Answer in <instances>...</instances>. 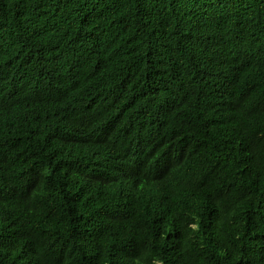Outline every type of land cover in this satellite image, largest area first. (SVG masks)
I'll use <instances>...</instances> for the list:
<instances>
[{
	"label": "trees",
	"instance_id": "trees-1",
	"mask_svg": "<svg viewBox=\"0 0 264 264\" xmlns=\"http://www.w3.org/2000/svg\"><path fill=\"white\" fill-rule=\"evenodd\" d=\"M0 264H264V0H0Z\"/></svg>",
	"mask_w": 264,
	"mask_h": 264
},
{
	"label": "clouds",
	"instance_id": "clouds-1",
	"mask_svg": "<svg viewBox=\"0 0 264 264\" xmlns=\"http://www.w3.org/2000/svg\"><path fill=\"white\" fill-rule=\"evenodd\" d=\"M32 22H27L25 24H20V27L18 28L17 31H15L12 37L11 42V50L17 54L16 57H21L24 60V63H26L25 58H27L28 55H41L42 52L49 53L50 51H53L56 46L57 42H49L47 44H39L36 46H31L33 40H34V35H35V29L30 26ZM57 26H63V20L59 19L57 21L56 27ZM16 36L24 40V49L22 51L19 50L18 45L16 43ZM15 48H18V50H15ZM87 59V58H86ZM85 138V137H84ZM66 165H56V167H65ZM71 169L67 166L66 169L63 171L62 177H68L70 174ZM125 171H129V167L125 168Z\"/></svg>",
	"mask_w": 264,
	"mask_h": 264
}]
</instances>
